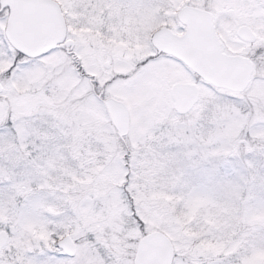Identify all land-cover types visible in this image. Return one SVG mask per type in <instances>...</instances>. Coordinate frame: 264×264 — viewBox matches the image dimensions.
Wrapping results in <instances>:
<instances>
[{
    "label": "snow or ice",
    "instance_id": "1",
    "mask_svg": "<svg viewBox=\"0 0 264 264\" xmlns=\"http://www.w3.org/2000/svg\"><path fill=\"white\" fill-rule=\"evenodd\" d=\"M0 264H264V0H0Z\"/></svg>",
    "mask_w": 264,
    "mask_h": 264
}]
</instances>
